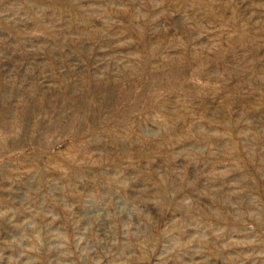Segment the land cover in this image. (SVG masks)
Segmentation results:
<instances>
[{
    "label": "rangeland",
    "instance_id": "1",
    "mask_svg": "<svg viewBox=\"0 0 264 264\" xmlns=\"http://www.w3.org/2000/svg\"><path fill=\"white\" fill-rule=\"evenodd\" d=\"M0 264H264V0H0Z\"/></svg>",
    "mask_w": 264,
    "mask_h": 264
}]
</instances>
